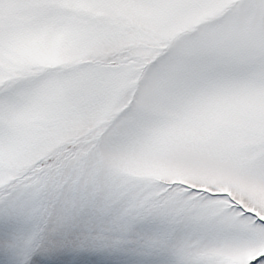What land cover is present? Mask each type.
<instances>
[{"label": "snow or ice", "instance_id": "1", "mask_svg": "<svg viewBox=\"0 0 264 264\" xmlns=\"http://www.w3.org/2000/svg\"><path fill=\"white\" fill-rule=\"evenodd\" d=\"M0 264H264V0H0Z\"/></svg>", "mask_w": 264, "mask_h": 264}]
</instances>
